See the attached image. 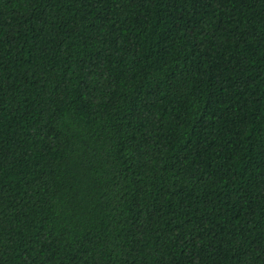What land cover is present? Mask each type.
<instances>
[{
    "label": "trees",
    "instance_id": "obj_1",
    "mask_svg": "<svg viewBox=\"0 0 264 264\" xmlns=\"http://www.w3.org/2000/svg\"><path fill=\"white\" fill-rule=\"evenodd\" d=\"M0 264H264V0H0Z\"/></svg>",
    "mask_w": 264,
    "mask_h": 264
}]
</instances>
